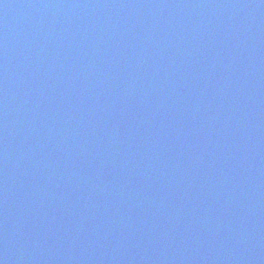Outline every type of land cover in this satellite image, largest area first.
<instances>
[{"label":"water","instance_id":"1","mask_svg":"<svg viewBox=\"0 0 264 264\" xmlns=\"http://www.w3.org/2000/svg\"><path fill=\"white\" fill-rule=\"evenodd\" d=\"M49 1H31L25 20V0H0V39L8 32L5 43L24 36L32 44L47 33L43 23L65 26L66 10ZM130 5L114 7L116 15H128L112 17L118 41L108 44L100 34L55 74L56 96L47 93L65 112L70 135L40 158L53 174L38 167L25 172L31 203L23 199L18 219L0 203V221L6 219L0 264H264V40L254 36L264 33V0H141L134 13ZM147 5L149 17L135 15ZM107 8L96 6L103 23ZM159 11L171 14L157 19ZM163 18L165 28L149 26ZM195 60L199 66L186 82L182 68ZM209 75L215 83L203 87ZM152 83L162 87L158 96ZM235 92L259 97L243 103ZM166 94L182 112L196 99L197 121L174 114ZM39 102L28 109L42 107ZM137 103L149 108L133 113ZM229 112L239 118L228 121ZM128 117L147 127L137 128L133 153L112 155L120 161L110 165L95 163L111 145L119 151L126 133L113 134ZM199 125L196 138L192 129Z\"/></svg>","mask_w":264,"mask_h":264}]
</instances>
